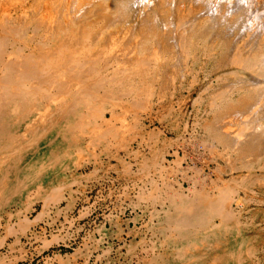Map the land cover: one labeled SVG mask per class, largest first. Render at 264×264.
Segmentation results:
<instances>
[{"label": "bare ground", "instance_id": "bare-ground-1", "mask_svg": "<svg viewBox=\"0 0 264 264\" xmlns=\"http://www.w3.org/2000/svg\"><path fill=\"white\" fill-rule=\"evenodd\" d=\"M200 73L205 91L214 81L222 87L208 96L205 131L227 156L228 180L184 167L178 149L170 161L167 141L143 126L155 90ZM263 124L264 0H0V222L31 196L46 208L62 201L81 185L68 171L102 164L114 142L125 150L115 156L124 174L133 172L130 159L163 179L140 188L161 204L150 216L164 238L141 264H245L256 248L224 244L247 230L244 206L233 203L264 170ZM176 174L188 188L175 185Z\"/></svg>", "mask_w": 264, "mask_h": 264}, {"label": "rangeland", "instance_id": "rangeland-1", "mask_svg": "<svg viewBox=\"0 0 264 264\" xmlns=\"http://www.w3.org/2000/svg\"><path fill=\"white\" fill-rule=\"evenodd\" d=\"M204 75L200 73V78L196 81L190 77L179 78L176 86L168 89L169 92L155 90L157 92H154L150 109L143 113L145 119L143 118L142 122L149 134L159 133L167 141L165 156L169 157L170 161L176 159L174 153L178 149L180 156L185 160L184 167L203 168L211 175H215L219 170L221 176L228 180L230 167L227 156L205 131V124L211 118L208 96L212 90L222 87L214 81L215 86L209 88L208 92L205 91L207 85L203 81ZM201 84L205 85L202 87ZM157 96L163 97L160 105L157 104ZM131 117L129 116L128 122L132 120ZM229 120L235 125L231 119L225 121L224 125ZM230 122L227 125L229 129L236 130L237 127ZM228 127L224 130L229 131ZM113 144L115 145L114 142ZM112 145L110 154L101 156L99 161H102V164L83 163L82 166L72 167L68 171V178L82 177L81 185H72L71 189L65 192L63 202L46 208L42 199H33L31 196V203L21 202L12 206L11 216H6L0 222V264H141L147 257V252L161 244L164 238L154 229L158 220H153L150 216L152 212L162 210L161 204L155 207L150 200L152 197L147 195L148 197L144 198L143 195L147 187L152 188L155 183H162L161 174L155 168L148 171L149 174L147 171L139 173L141 168L130 159L128 161L134 164L133 172L124 174L115 156L124 155L125 150ZM159 147L156 143L151 144L146 147L144 153L148 154ZM132 148L137 149V143H132ZM201 157L205 158V163ZM191 169L188 173L193 176ZM212 170H215V173H212ZM253 175L257 176V182L251 187L253 192L250 190L248 195L241 192L237 203H233V208H236L238 203L244 206L241 221L247 230L242 231V234H234L224 246L230 248L235 241V245L241 247L249 244L256 248L257 258L246 261L245 264H264V170L257 168ZM171 177V180L177 181L175 185L178 187L179 182H184V186L188 188V183L180 174ZM140 188L144 191H140ZM72 191H75L73 195ZM139 191L141 196L138 197ZM161 195L162 198L166 196L163 192ZM21 226H26L27 229L23 231ZM10 228H16L15 233L14 229L10 232Z\"/></svg>", "mask_w": 264, "mask_h": 264}]
</instances>
